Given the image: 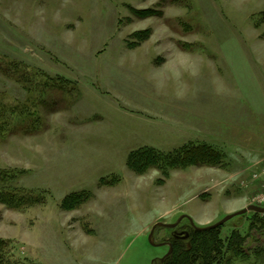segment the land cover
I'll return each mask as SVG.
<instances>
[{"label": "rangeland", "instance_id": "1", "mask_svg": "<svg viewBox=\"0 0 264 264\" xmlns=\"http://www.w3.org/2000/svg\"><path fill=\"white\" fill-rule=\"evenodd\" d=\"M146 9L156 14L134 13ZM0 119V192L46 198L0 202L12 261L158 264L190 219L264 206V175L249 173L264 172V0H0ZM198 142L223 164L171 169L163 183L127 166L142 146ZM82 190L87 201L62 206ZM252 213L223 236L246 233ZM158 222L178 224L157 227L154 244ZM253 232L249 245L264 247Z\"/></svg>", "mask_w": 264, "mask_h": 264}, {"label": "trees", "instance_id": "2", "mask_svg": "<svg viewBox=\"0 0 264 264\" xmlns=\"http://www.w3.org/2000/svg\"><path fill=\"white\" fill-rule=\"evenodd\" d=\"M134 13L142 17L156 14L151 9L134 10ZM151 33L150 29L136 31L133 37L141 42L148 39ZM185 48L191 49L190 44H185ZM3 128L4 124L0 119V131ZM224 158L225 154L218 148L202 142L184 144L171 151H162L153 146H142L129 153L127 166L137 174H145L150 169L156 168L161 171L162 177L159 182L163 183L165 178L169 177L171 169H184L191 165L218 166L223 164ZM114 178V182L110 184L120 180L118 176ZM91 196L92 193L89 190L72 192L64 198L62 206L65 209H72L87 201ZM45 199L42 194L25 195L11 191L0 192V202L12 208H21L28 204L43 202ZM249 221V230L246 233L233 228L226 236L222 234L224 224L206 229H199L194 225L184 226L182 233L170 237L172 251L158 264H235L237 260L248 261L252 257L261 260L264 258L262 256L264 247L252 248L248 240L252 231L261 233V235L264 233V213L253 211ZM7 245L8 241L0 238V264H19L6 255Z\"/></svg>", "mask_w": 264, "mask_h": 264}, {"label": "water", "instance_id": "3", "mask_svg": "<svg viewBox=\"0 0 264 264\" xmlns=\"http://www.w3.org/2000/svg\"><path fill=\"white\" fill-rule=\"evenodd\" d=\"M249 210H253L255 212H260V213H264V206H258V205H254V204H251V205H248L246 208H243L242 210H239L237 212H234V213H231V214H228L226 215L224 218H222L221 220L217 221L216 223L214 224H211L209 226H197L194 221L192 219L191 220V223L192 225H194L196 228H199V229H206V228H209V227H218V226H222L223 224H225L227 221H229L231 218H233L234 216L236 215H240V214H245L246 212H248ZM183 218V217H182ZM182 218H180V220H182ZM178 222L177 223H172V224H168V223H164V222H158L156 223L152 230H151V233L149 235V239L152 243L154 244H157L155 241H154V234H155V230L157 227L159 226H164V227H175L177 226ZM169 246H170V249L169 251L167 252V254L162 258L165 259V257H167L171 251H172V245L171 243H169Z\"/></svg>", "mask_w": 264, "mask_h": 264}, {"label": "built area", "instance_id": "4", "mask_svg": "<svg viewBox=\"0 0 264 264\" xmlns=\"http://www.w3.org/2000/svg\"><path fill=\"white\" fill-rule=\"evenodd\" d=\"M250 176L252 175V177H256V178H261L264 175V172L262 173V171H253L251 170L250 172ZM264 183V181H262ZM255 202L263 204L264 205V190L261 191L260 195H258L256 197Z\"/></svg>", "mask_w": 264, "mask_h": 264}, {"label": "crops", "instance_id": "5", "mask_svg": "<svg viewBox=\"0 0 264 264\" xmlns=\"http://www.w3.org/2000/svg\"><path fill=\"white\" fill-rule=\"evenodd\" d=\"M244 206H242V205H240L239 204V206H237L235 209H232L231 211H237V210H240V209H242Z\"/></svg>", "mask_w": 264, "mask_h": 264}]
</instances>
